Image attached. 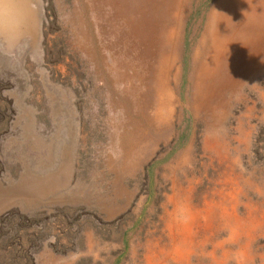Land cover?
<instances>
[{
  "label": "rangeland",
  "instance_id": "1",
  "mask_svg": "<svg viewBox=\"0 0 264 264\" xmlns=\"http://www.w3.org/2000/svg\"><path fill=\"white\" fill-rule=\"evenodd\" d=\"M22 1L0 264H264V0Z\"/></svg>",
  "mask_w": 264,
  "mask_h": 264
},
{
  "label": "bare ground",
  "instance_id": "2",
  "mask_svg": "<svg viewBox=\"0 0 264 264\" xmlns=\"http://www.w3.org/2000/svg\"><path fill=\"white\" fill-rule=\"evenodd\" d=\"M26 16L22 0H0V20L8 21V30L0 31V33H10L17 30L23 24ZM11 24H14L15 27H10ZM0 28L2 29V27Z\"/></svg>",
  "mask_w": 264,
  "mask_h": 264
}]
</instances>
